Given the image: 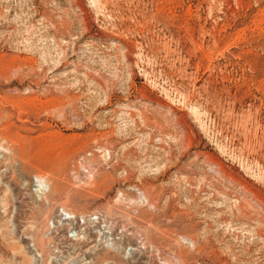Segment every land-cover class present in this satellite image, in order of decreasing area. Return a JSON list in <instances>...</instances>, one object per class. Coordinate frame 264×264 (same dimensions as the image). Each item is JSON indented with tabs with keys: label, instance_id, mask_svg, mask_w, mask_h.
Masks as SVG:
<instances>
[{
	"label": "rangeland",
	"instance_id": "rangeland-1",
	"mask_svg": "<svg viewBox=\"0 0 264 264\" xmlns=\"http://www.w3.org/2000/svg\"><path fill=\"white\" fill-rule=\"evenodd\" d=\"M0 264H264V0H0Z\"/></svg>",
	"mask_w": 264,
	"mask_h": 264
},
{
	"label": "built area",
	"instance_id": "built-area-1",
	"mask_svg": "<svg viewBox=\"0 0 264 264\" xmlns=\"http://www.w3.org/2000/svg\"><path fill=\"white\" fill-rule=\"evenodd\" d=\"M36 183L39 184L38 186L40 187V184L42 183V181L39 178H35Z\"/></svg>",
	"mask_w": 264,
	"mask_h": 264
},
{
	"label": "bare ground",
	"instance_id": "bare-ground-1",
	"mask_svg": "<svg viewBox=\"0 0 264 264\" xmlns=\"http://www.w3.org/2000/svg\"><path fill=\"white\" fill-rule=\"evenodd\" d=\"M41 185V184H40ZM44 187V186H43ZM66 215H67V213H66Z\"/></svg>",
	"mask_w": 264,
	"mask_h": 264
}]
</instances>
